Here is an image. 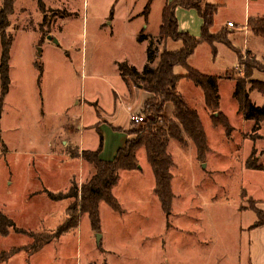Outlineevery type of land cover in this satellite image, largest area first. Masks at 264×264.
Masks as SVG:
<instances>
[{
  "label": "rangeland",
  "instance_id": "1",
  "mask_svg": "<svg viewBox=\"0 0 264 264\" xmlns=\"http://www.w3.org/2000/svg\"><path fill=\"white\" fill-rule=\"evenodd\" d=\"M173 1L42 0V9L39 0H15L7 30L14 38L11 82L3 101L0 81V211L15 228L6 236L0 234V253L16 254L1 264H250L249 226L257 221L251 208L264 207V171L248 169L246 162L255 149L253 162L264 167V123L256 130L253 122H245L233 93L234 78L246 76L244 64H251V57L264 70V38L246 27L249 17L264 16V0L202 2L217 6L211 32L226 29L237 52L216 44L214 56L212 48L202 44L189 66L218 78L220 110L233 132L227 136L223 126L213 125L198 87L187 79L179 82V92L202 119L210 152L199 161L190 141L181 145L173 140L169 146L175 162L169 220L143 179L138 202L124 197L119 202L122 213L101 204L100 232L83 215L75 229L38 252L31 251L32 235L54 234L68 218L73 202L50 201L47 190L67 193L74 182L81 187L92 172L81 158H70L69 152L73 157L80 147L66 133L67 124L92 123L99 113L114 121L125 119L131 105L123 103L124 97L122 104L116 103L115 94L120 97L125 88L117 68L121 62L137 68L145 64L150 43L158 46L162 10ZM149 4L146 23L144 11ZM177 11L181 28L192 34L201 24L199 14L193 9ZM228 22L235 27L228 28ZM201 27L192 34L197 39ZM141 35L147 39L138 40ZM158 47L160 52H176L182 43L170 41ZM175 74L185 76L187 70L176 67ZM253 79L264 83V72L254 71ZM250 98L264 106L262 93L253 91ZM85 100L99 106L84 105ZM143 115L150 123L152 117ZM78 142L82 144L81 139ZM54 144L59 159L52 151ZM93 145L89 137L86 146ZM123 181L125 189L135 182L130 176Z\"/></svg>",
  "mask_w": 264,
  "mask_h": 264
},
{
  "label": "trees",
  "instance_id": "2",
  "mask_svg": "<svg viewBox=\"0 0 264 264\" xmlns=\"http://www.w3.org/2000/svg\"><path fill=\"white\" fill-rule=\"evenodd\" d=\"M152 0H150L151 3ZM203 0H175L167 4L162 10L161 25L158 38L155 41L158 46L167 44L170 41L181 42L182 49L176 52H169L164 49L158 56L159 47L152 41L147 49V64L142 71L137 70L128 62L120 63L118 70L125 82H132L135 86L150 93L152 97L147 100L142 108L141 114H146L151 121L142 126H137L128 133L134 135V139L128 140L125 146L120 149L112 161H104L100 158L103 147L101 139L97 150L83 151L73 155L91 166V175L86 179L81 187L75 182L71 185L67 193H48L51 201L59 202L73 200L68 208V218L59 229L51 235H32L34 243L32 253L38 252L45 244L60 238L67 232L75 229L79 224V218L88 216L91 228L101 231L100 204L106 203L114 212L122 213V207L113 194L114 187L120 180V172L135 171L139 169V152H145L147 162L150 165L154 178V193L159 201L163 213L169 219L172 216L173 201V169L175 162L169 153V146L172 140H176L185 145L190 141L196 148L198 160L205 161L206 155L210 152L208 137L198 111L192 108L184 96L178 90L181 80L187 79L198 87L204 97V104L214 126L221 125L227 136H231L233 127L228 117L220 110L221 96L219 93V82L215 76L205 75L190 68L189 60L195 54L197 48L202 44H207L212 48L214 56L217 54L216 44H224L235 50L228 40L229 32L226 29L218 34H213L215 16L218 8L212 4L202 5ZM15 0H3L0 9V81L2 101L9 92L10 85V53L14 38L7 35L10 27L9 16L13 13ZM39 6L43 9L42 0ZM150 4L144 11V16L148 17ZM178 8L186 10H196L202 19L201 36L199 39L186 32L179 31L176 11ZM246 27L257 37L264 38V16L249 17ZM143 35L138 40H146ZM43 43V42H42ZM41 43V44H42ZM158 59V64L154 68L152 65ZM251 64H244L247 72L245 77L234 78L235 89L233 98L235 99L239 113L245 121L254 123V128L260 129L264 123V106L255 105L250 93L258 91L264 95V83L253 79V72L258 70L264 72L255 57H251ZM176 67H183L187 70L185 76L175 74ZM42 70V68L40 67ZM250 85V87H248ZM168 104L173 106V111L169 119L164 117ZM2 106V105H1ZM162 120L160 124L159 121ZM252 155L247 159L246 167L251 170L264 171L262 165L253 162ZM257 216L254 227L264 225V211L251 208ZM15 228V223L0 211V234L8 235L9 229ZM15 252L0 253V264L8 261Z\"/></svg>",
  "mask_w": 264,
  "mask_h": 264
},
{
  "label": "crops",
  "instance_id": "3",
  "mask_svg": "<svg viewBox=\"0 0 264 264\" xmlns=\"http://www.w3.org/2000/svg\"><path fill=\"white\" fill-rule=\"evenodd\" d=\"M177 14H178V11H176V17H177ZM148 17H149V15H148ZM148 17H145V19H144V21L146 23L148 21ZM177 20H178V25H179V31L180 32H186V33L190 34L191 33V32H189L190 30H186V29L183 30L181 28L180 20L178 18H177ZM228 23H230V22H228ZM200 25H202V19H201ZM200 25H197V28L195 30L193 28V30H194V32H192L193 35H196L198 33V31H199L198 26H200ZM227 26H228V24H227ZM192 34H190V35H192ZM160 53H162V51L160 52V50H159L158 56L160 55ZM146 64H147V53H146L145 64L139 68H137L135 66L134 67L137 70L142 71V69L145 67ZM157 64H158V59L156 60V62L152 66L155 68L157 66ZM131 66H133V65H131ZM117 70H118V68H117ZM118 75L123 80V78L120 75L119 70H118ZM124 85H125V88L122 89L123 95L121 94V96L119 97L120 94H117V93L115 94L116 103L122 104L121 99H123V97H124L123 103H125L126 101H127V103L130 102L131 107L127 109V114H126V117L124 120L114 121V120H111V117L109 118L108 116H105L104 114L101 115L98 112L99 113L98 119H96L92 123H89V124H85V123H83V124H74V123L67 124L66 133L68 134L69 137H71L72 142L80 147V153H79L80 155L82 154L83 151H86V150H90V151L97 150L99 145H100L101 139H102L103 147H102V151L100 153V158L104 161H112L116 157L118 151L125 146L126 142L133 138V135H130L128 133L130 130L135 128L134 123L132 122V116L142 112V108H143L145 102L147 100H149L152 97V95L150 93L144 91L143 89H141L138 86L131 85L129 82H125ZM134 98L136 101L133 103ZM125 99H127V100H125ZM83 104L84 105L89 104V105H93V106H94V104H97V107L99 106L98 102L95 103V102H90L87 100H85ZM168 106H170V105L168 104L167 107ZM167 107H166V110H167ZM100 110H101V112L105 113V111L103 109H100ZM168 110H169V112L167 115L171 116L172 111H173V106H172V109H170V107H169ZM245 122H247V121H245ZM89 137L93 138V143H94L93 146H86V140ZM79 139H81V142H82L81 145H79V142H78ZM172 142H173V140L171 141V143ZM171 143H170V145H171ZM55 145L56 144H54V147H52V151L54 152L55 157H56L57 154L54 150ZM251 151H252V149H251ZM69 153H70L69 154L70 158H75V157H72L71 152H69ZM250 154H251V152H250ZM250 154H249V156H250ZM144 155H145V152H143V150H142L140 152V156H139V165H140L139 169H137L135 171H122V172H120V180H119L118 184L113 189V194L119 202L123 203L122 202L123 197L126 200L138 202L140 199L139 192H140L141 188L143 187V185H142L143 179H144V181L145 180L148 181L147 189L149 191V194H151L152 197L155 196L154 200H155V198L157 199V197L154 193V188H155L154 174H153V171H152L150 165L147 162L146 155H145V158H144ZM57 159H59V158H57ZM68 160L72 161V159H68ZM81 160H82V158H81ZM205 168H206V166H205ZM128 176L133 178L135 180V182L131 183L128 186V189H125V185H124L123 180L128 178ZM47 191H49L50 193L53 192L50 190H47ZM122 192H124V194ZM157 202L159 204L158 199H157ZM101 204H100V206H101ZM160 208H161V206H160ZM261 210L264 211V207H261ZM167 220H169V219L167 218ZM168 223H169V221H168ZM168 223H167V225H168ZM249 237H250V246H249L250 264H264V225L259 226V227H254V224H253L252 226H249Z\"/></svg>",
  "mask_w": 264,
  "mask_h": 264
},
{
  "label": "built area",
  "instance_id": "4",
  "mask_svg": "<svg viewBox=\"0 0 264 264\" xmlns=\"http://www.w3.org/2000/svg\"><path fill=\"white\" fill-rule=\"evenodd\" d=\"M228 27H235L233 23H228ZM146 117L143 114H136L132 116V122L136 125H141L146 123Z\"/></svg>",
  "mask_w": 264,
  "mask_h": 264
},
{
  "label": "water",
  "instance_id": "5",
  "mask_svg": "<svg viewBox=\"0 0 264 264\" xmlns=\"http://www.w3.org/2000/svg\"><path fill=\"white\" fill-rule=\"evenodd\" d=\"M49 39H50V40H53V38H52V37H49ZM56 43H57V41H56ZM204 166H205V165H204ZM97 238H98V242H99V241H100V239H101V235H98V237H97Z\"/></svg>",
  "mask_w": 264,
  "mask_h": 264
}]
</instances>
